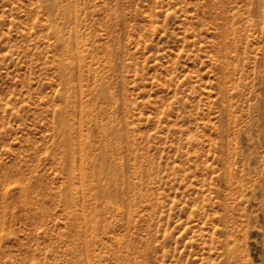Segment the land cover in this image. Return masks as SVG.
<instances>
[{"label": "rangeland", "instance_id": "1", "mask_svg": "<svg viewBox=\"0 0 264 264\" xmlns=\"http://www.w3.org/2000/svg\"><path fill=\"white\" fill-rule=\"evenodd\" d=\"M0 264H264V0H0Z\"/></svg>", "mask_w": 264, "mask_h": 264}, {"label": "bare ground", "instance_id": "2", "mask_svg": "<svg viewBox=\"0 0 264 264\" xmlns=\"http://www.w3.org/2000/svg\"><path fill=\"white\" fill-rule=\"evenodd\" d=\"M72 10V9H71ZM71 10H69L68 11V13H70L71 14ZM75 12V11H74ZM73 12V13H74ZM68 13H67V15H68ZM76 15V14H75ZM74 15V16H75ZM68 16H71V15H68ZM75 19V18H74ZM229 30L228 29H226L225 30V32H223L222 33V35H221V39H222V45H221V47H220V53H221V55H223V51H224V44H225V40H227V37H228V35H229ZM225 52V51H224ZM61 73H62V76H63V78H65V81L67 82V79H68V74H69V71L68 70H66V69H62L61 70ZM70 76V75H69ZM68 83H69V80H68ZM67 83V84H68ZM106 97V96H105ZM65 100H64V102L66 103V106L68 107L69 106V104H73V102L74 103H78L76 100L74 101V99L72 98V95H71V93H68V94H66L65 95ZM108 99H110V98H108ZM80 107V115H83L84 114V112H85V109H84V107L82 106V104L79 106ZM65 110V109H64ZM75 111V110H74ZM80 118L82 119V117L80 116ZM59 121H60V128H62L63 129V132H65L67 135H69L70 137H71V135H70V133L68 132L69 130H70V126H69V124H68V122H66V121H62V120H58V123H59ZM109 130H110V128H109ZM114 135V134H113ZM68 137V136H67ZM66 137V138H67ZM72 138V137H71ZM70 138V139H71ZM117 138V137H116ZM115 138V139H116ZM69 139V138H68ZM67 139V140H68ZM69 139V140H70ZM71 142V143H70ZM70 142H68V144L70 143V147L72 146V145H74L75 146V148L73 147V149L72 150H68V152L66 153L67 154V160H68V158L69 159H71V157L72 158H74V155L76 154V152H83V147L82 146H79V144H77V141L76 140H74V139H72V141L70 140ZM80 145H82V144H80ZM77 146V147H76ZM103 147H105V149L103 148V152H102V154H103V156L101 157V159H106L104 156V150H105V153H108V151L109 150H112L113 149V146H112V143L110 142V143H105V146L103 145ZM111 153V152H110ZM69 154V155H68ZM109 154V153H108ZM66 157V156H65ZM82 161L83 162H87L88 161V159H87V157L86 158H84L83 157V155H82ZM90 162H92V164L94 163L93 161H92V159L90 160ZM111 162V161H110ZM110 162H109V164H110ZM112 164V163H111ZM116 167V166H115ZM114 167H112L111 165H107V166H105V163H103L101 160L100 161H96L95 162V171H96V174H95V176L97 175V177L98 176H101V178H102V176L104 175V176H106L107 178H108V180H109V183H110V185L112 184H115V176H114ZM116 169V168H115ZM103 176V177H104ZM100 178V180H102ZM104 179V178H103ZM99 180V179H98ZM117 180V179H116ZM101 183V182H100ZM102 184H103V182H102ZM104 186V185H103ZM105 187V186H104ZM97 189H98V191H99V193L103 196V197H109V200H112L113 202L114 201H118V200H120L121 199V194H119L118 193V191L117 190H115V189H113L112 187H110V188H107V189H104L103 187H102V185L100 184L99 185V183H98V185H97ZM70 196V195H69ZM68 199V201L71 203L72 201H70L71 200V198H67ZM124 200L125 199H123V202H124ZM67 201V200H66ZM119 202V201H118Z\"/></svg>", "mask_w": 264, "mask_h": 264}]
</instances>
